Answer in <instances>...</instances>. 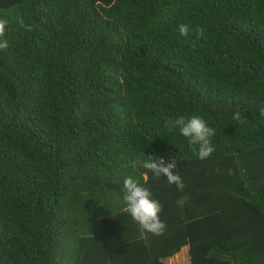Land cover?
I'll use <instances>...</instances> for the list:
<instances>
[{"label":"trees","instance_id":"16d2710c","mask_svg":"<svg viewBox=\"0 0 264 264\" xmlns=\"http://www.w3.org/2000/svg\"><path fill=\"white\" fill-rule=\"evenodd\" d=\"M0 19V264H164L186 244L191 264H264V0H0ZM180 115L215 129L208 158L165 127ZM150 155L183 190L131 166ZM128 176L162 235L124 211Z\"/></svg>","mask_w":264,"mask_h":264},{"label":"clouds","instance_id":"9594fccd","mask_svg":"<svg viewBox=\"0 0 264 264\" xmlns=\"http://www.w3.org/2000/svg\"><path fill=\"white\" fill-rule=\"evenodd\" d=\"M6 24L7 21L0 19V49L8 47L7 40L3 39L6 32ZM25 27L29 31L32 30L31 25ZM178 31L182 36L186 37L189 35V26L180 24ZM195 32L198 37L202 36L203 28H198ZM259 112L261 117H264V107H261ZM233 119L240 123L244 122L239 112L233 115ZM165 127L169 128V130L179 129L180 134L188 139L189 145L197 146L194 148V152L201 160L208 158L215 151L211 142V137L215 135V129L208 126L207 122L199 115L190 117L180 115L175 119L169 118L165 121ZM131 166L133 168L139 166L147 169L156 178L165 176L169 184H175L179 190L184 188L182 178L174 171L176 168L174 160L168 162L163 158L157 159L150 155L146 160L134 159L131 162ZM229 174H234V171L230 169ZM121 190L124 193V211L131 216L139 228L145 233L162 235L167 225L160 218L162 205L157 199L153 198L151 191L131 176L124 178ZM188 199V196L178 199L177 205L183 207Z\"/></svg>","mask_w":264,"mask_h":264},{"label":"crops","instance_id":"0c3cea01","mask_svg":"<svg viewBox=\"0 0 264 264\" xmlns=\"http://www.w3.org/2000/svg\"><path fill=\"white\" fill-rule=\"evenodd\" d=\"M163 260L164 264H191L189 246L183 245L179 251Z\"/></svg>","mask_w":264,"mask_h":264}]
</instances>
